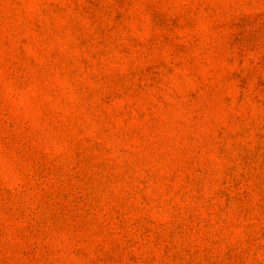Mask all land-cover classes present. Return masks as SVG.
<instances>
[{"label":"rangeland","instance_id":"obj_1","mask_svg":"<svg viewBox=\"0 0 264 264\" xmlns=\"http://www.w3.org/2000/svg\"><path fill=\"white\" fill-rule=\"evenodd\" d=\"M0 264H264V0H0Z\"/></svg>","mask_w":264,"mask_h":264}]
</instances>
